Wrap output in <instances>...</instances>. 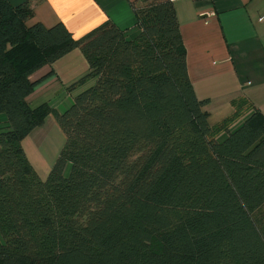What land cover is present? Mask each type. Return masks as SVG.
Segmentation results:
<instances>
[{
  "label": "trees",
  "instance_id": "16d2710c",
  "mask_svg": "<svg viewBox=\"0 0 264 264\" xmlns=\"http://www.w3.org/2000/svg\"><path fill=\"white\" fill-rule=\"evenodd\" d=\"M174 0H137L74 38L0 0V264H264V115L245 97L210 123ZM86 72L59 112L28 97L73 49ZM53 115L62 148L42 179L23 139Z\"/></svg>",
  "mask_w": 264,
  "mask_h": 264
},
{
  "label": "crops",
  "instance_id": "0c3cea01",
  "mask_svg": "<svg viewBox=\"0 0 264 264\" xmlns=\"http://www.w3.org/2000/svg\"><path fill=\"white\" fill-rule=\"evenodd\" d=\"M24 1L8 0L12 5ZM136 1L30 0L34 16L27 24L50 27L61 22L79 38L110 20L130 35L138 31ZM173 5L194 92L200 99H209L205 109L210 115L223 107L230 112L232 98L240 96L264 115V0H174ZM50 70L52 74L35 87L30 101L43 88L50 92L67 86L86 72L87 63L76 48L35 71L33 78ZM47 120L57 128L54 117L43 124Z\"/></svg>",
  "mask_w": 264,
  "mask_h": 264
},
{
  "label": "rangeland",
  "instance_id": "374dc122",
  "mask_svg": "<svg viewBox=\"0 0 264 264\" xmlns=\"http://www.w3.org/2000/svg\"><path fill=\"white\" fill-rule=\"evenodd\" d=\"M135 31L136 30L132 32ZM92 83L93 81H89L83 86H78L74 92L70 93L71 95L67 93L69 92L67 90V86L53 88L50 92L47 88H43L40 93L34 96L31 103L35 106L44 101L50 100L51 105L55 106L59 112H63L71 104L73 96ZM228 112V107H223L218 111L214 110L212 114L209 115L208 120L210 123H215L225 116V114H228ZM47 117L49 118L54 116L47 115L46 118ZM48 121L49 120H47L46 124L33 129L22 142L27 158L42 179L47 176L64 142V134L57 122H55L57 128L53 129Z\"/></svg>",
  "mask_w": 264,
  "mask_h": 264
}]
</instances>
